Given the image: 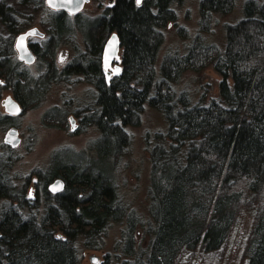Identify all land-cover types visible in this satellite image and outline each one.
Listing matches in <instances>:
<instances>
[{"label":"trees","instance_id":"trees-1","mask_svg":"<svg viewBox=\"0 0 264 264\" xmlns=\"http://www.w3.org/2000/svg\"><path fill=\"white\" fill-rule=\"evenodd\" d=\"M93 1L103 13L87 20L76 16L73 23L46 0H0V101L9 90L25 110L39 104L52 84L82 77L95 100L76 112L80 132L91 126L99 131L93 151L112 166L106 171L76 153L77 160L65 163L57 153L46 170L34 173L31 200L30 180L17 184L12 174V149L0 154V264H78V245L103 247L111 224L126 215L125 259L119 264H219L244 212L253 213V223L242 263L264 264V0L245 2L243 18L226 27L223 50L197 41L185 54H166L159 70L162 30L176 20L172 6L182 0H113L105 7L106 0ZM234 3L201 0V27L208 29L212 16L228 14ZM39 12L48 14L43 24L49 37L31 44L34 74L17 57L15 40ZM76 30L86 49L58 70L56 47ZM114 32L122 47L121 70L108 79L101 58ZM209 66L222 77L218 98L192 104L186 91L176 92L186 71ZM148 102L163 113L168 128L150 149V218L143 224L150 240L137 249L138 218L127 213L113 172L130 142L126 127L141 123ZM48 114L59 124L66 119L57 108ZM8 124L13 118L0 114V125ZM58 178L65 186L53 194L50 184Z\"/></svg>","mask_w":264,"mask_h":264},{"label":"rangeland","instance_id":"rangeland-1","mask_svg":"<svg viewBox=\"0 0 264 264\" xmlns=\"http://www.w3.org/2000/svg\"><path fill=\"white\" fill-rule=\"evenodd\" d=\"M246 1L235 0L234 7L228 14H214L210 26L206 30L200 24L199 4L201 0H182V3H175L172 7L176 20L169 22L162 30L163 43L158 54L157 69L159 70L166 54H185L190 46L197 41H203L223 50L226 45V27L243 18V5ZM109 5V0H106L104 7ZM103 10L97 2L91 0L81 11V15L86 19H93L100 16ZM47 15L44 12L36 13L34 23L21 33L37 27L46 34L43 39L46 40L49 37L48 27L43 23H46L44 21H47ZM71 17L74 23L75 18ZM41 39L37 36L29 37L28 42H37ZM85 49L84 37L80 30L74 31L69 39L65 37L54 52L57 69H64L65 65L76 59L79 53L84 52ZM59 58L62 62L59 61ZM120 62L121 57L116 61V64L120 65ZM25 65L34 74H37V61L34 64L27 65L25 63ZM112 75L111 70L107 71L108 79ZM78 78L80 77L72 76L68 80L69 82L52 84L39 104L25 110L20 107L16 112H8L6 105L2 104L3 101L9 99L14 101V94L9 90H4L2 93L0 114L13 118L14 124L0 125V154L5 152L9 154L10 150L8 149H12L13 159L15 158L12 174L16 177L17 184L25 185L27 179L30 180L27 191L28 199L34 200L35 197L37 176L34 173L46 170L52 160L56 158L57 153L63 154L60 160L65 163L77 160V157L72 154L76 153L80 155L81 158H78L80 160L97 161L98 165L106 171L112 170L110 163L101 162L98 154L93 151V144L100 136L99 131L91 126L80 132L81 116H76V112L93 103L95 90L92 85L84 82L82 77ZM221 80L222 77L213 67L209 66L201 72L186 71L174 88L178 94L186 91L192 104H197L202 100L206 102L209 99L218 98ZM55 108L65 114L64 123L54 122L48 116L50 115L48 113L54 111ZM167 128L168 124L163 113L153 108L149 102L146 103L141 123L126 127L130 142L124 154L116 160L114 165L113 175L120 200L126 206L127 213H134V217L139 220H135L136 224L133 230L137 249L146 248L150 240L146 226L143 225L147 224L150 218L148 199L151 180L150 149L156 144L157 136L165 133ZM11 129L18 132L19 142L16 146L5 143V138ZM126 216L121 222L111 224L103 247L89 249L82 243L79 244L80 261L78 264H91L89 258L92 254L99 257L98 264H119L123 258L125 259L122 248L125 241L124 232L128 225ZM252 223L253 213L244 212L234 227L221 257H219V264H241L244 262L245 241L250 234Z\"/></svg>","mask_w":264,"mask_h":264},{"label":"water","instance_id":"water-1","mask_svg":"<svg viewBox=\"0 0 264 264\" xmlns=\"http://www.w3.org/2000/svg\"><path fill=\"white\" fill-rule=\"evenodd\" d=\"M89 2L90 0H46L47 6L52 10H65L71 15H75L83 11L86 4ZM141 2L142 0H139L138 4ZM35 36L44 37V33L37 27H34L29 29L27 32L21 33L15 42V50L17 51L19 59L24 60L29 64L34 63L35 57L28 46L27 39ZM120 52L122 56L121 42L118 34L114 32L110 35L104 45L102 59L104 69L107 71L111 70L115 76L118 75L121 70V65L115 63L121 57ZM6 141L11 145L16 146L19 142L17 130H11L7 134ZM64 186V182L61 179H57L50 185V190L53 193H59L64 189ZM89 260L91 264L99 263V257L95 254H92Z\"/></svg>","mask_w":264,"mask_h":264},{"label":"flooded vegetation","instance_id":"flooded-vegetation-1","mask_svg":"<svg viewBox=\"0 0 264 264\" xmlns=\"http://www.w3.org/2000/svg\"><path fill=\"white\" fill-rule=\"evenodd\" d=\"M91 1V0H90ZM143 1V0H142ZM136 2H137V0H136ZM109 3H110V5L113 3V0H109ZM138 3V2H137ZM142 3V2H141ZM140 3V4H141ZM47 5V4H46ZM48 7V6H47ZM51 9V8H50ZM53 11H63V12H65V13H67L69 16H73V17H76V16H82L81 15V12L80 13H78V14H75V15H71V14H69L68 12H66L65 10H53ZM87 20V19H86ZM44 37H46V34H44ZM44 37H40V39L41 40H43L44 39ZM18 38V37H17ZM29 39V38H28ZM28 39H27V43H28V46H29V48H30V50L33 52V50H32V45L31 44H33V43H36V42H28ZM39 41V40H38ZM37 41V42H38ZM103 49H104V47H103ZM17 52V51H16ZM33 54H34V57H35V61H34V63L36 62V55H35V53L33 52ZM102 54H103V52H102ZM19 58V57H18ZM21 62H24V64L26 63L27 65H31V64H29V63H27L26 61H24V60H21V59H19ZM59 61L60 62H62V60L59 58ZM73 61H75V59L73 60ZM72 61V62H73ZM72 62H70V63H72ZM34 63H32V64H34ZM69 63V64H70ZM101 63H102V67H103V72L105 73V75L107 76V70H105L104 69V66H103V59L101 58ZM116 63V62H115ZM68 65V64H67ZM67 65H65L64 66V68L67 66ZM113 74V73H112ZM114 75V74H113ZM115 76V75H114ZM2 104H5L6 105V108H7V111L8 112H16L19 108H20V105L18 104V102L16 101V99L14 100V101H11L10 99L8 100V101H3V103ZM22 108V107H21ZM6 116H8V115H6ZM12 130V129H11ZM10 132V131H9ZM5 143L6 144H9L7 141H6V138H5ZM9 145H11V144H9Z\"/></svg>","mask_w":264,"mask_h":264},{"label":"bare ground","instance_id":"bare-ground-1","mask_svg":"<svg viewBox=\"0 0 264 264\" xmlns=\"http://www.w3.org/2000/svg\"><path fill=\"white\" fill-rule=\"evenodd\" d=\"M58 179H61V178H58ZM55 180H57V179H55ZM55 180H54V181H55ZM61 180L63 181V179H61ZM63 182H64V181H63ZM51 184H52V183H51ZM51 184H50V185H51ZM49 189H50V188H49ZM50 191H51V190H50ZM52 193H53V192H52ZM53 194H57V193H53Z\"/></svg>","mask_w":264,"mask_h":264},{"label":"snow or ice","instance_id":"snow-or-ice-1","mask_svg":"<svg viewBox=\"0 0 264 264\" xmlns=\"http://www.w3.org/2000/svg\"><path fill=\"white\" fill-rule=\"evenodd\" d=\"M138 2H139V0H138Z\"/></svg>","mask_w":264,"mask_h":264}]
</instances>
